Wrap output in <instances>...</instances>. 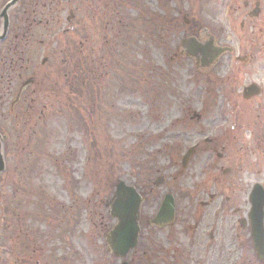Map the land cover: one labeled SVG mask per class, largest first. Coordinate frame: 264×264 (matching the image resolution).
Here are the masks:
<instances>
[{
    "label": "rangeland",
    "instance_id": "374dc122",
    "mask_svg": "<svg viewBox=\"0 0 264 264\" xmlns=\"http://www.w3.org/2000/svg\"><path fill=\"white\" fill-rule=\"evenodd\" d=\"M8 1L0 0V12ZM9 14V34L0 41V264H121L109 243L120 180L146 199V229L127 259L196 264L201 253L176 248L187 250L197 202L209 200L206 191L245 201L257 179L245 160L256 157L248 144L260 138L249 134L233 139L219 162L197 153L184 178L172 179L187 148L214 135L211 119L221 106V96L210 100L207 92L218 59L194 75L191 55H180L182 40L214 36L224 46V4L19 0ZM194 113L201 119L191 122ZM172 140L182 142L178 151L166 150ZM223 168L237 171L224 175ZM212 176L215 183H193ZM167 192L176 197V219L165 229L149 227Z\"/></svg>",
    "mask_w": 264,
    "mask_h": 264
},
{
    "label": "flooded vegetation",
    "instance_id": "af4514ba",
    "mask_svg": "<svg viewBox=\"0 0 264 264\" xmlns=\"http://www.w3.org/2000/svg\"><path fill=\"white\" fill-rule=\"evenodd\" d=\"M220 2L224 4L225 8L226 42L224 54L219 56L216 63L224 59L225 64L218 66L215 63L214 68L216 69L214 71L216 72L214 75L216 82L210 81L207 91L211 97L214 95L213 98L210 97V100H216L217 97L221 96V106L218 114L211 119V121L213 120L211 130L214 135L210 138L206 137L201 143L187 148L185 154L181 156L183 170L172 179L174 182H178L184 178L181 177L182 174L189 169V165L197 153L202 151L210 153L208 162L211 160L219 162L224 159L226 149H232L233 139L236 141L242 138L243 135L249 134L260 138V140L249 142L248 145L256 146L253 152L257 154H255L256 157L253 160H245V163L253 167V175L257 176L253 186L261 184L264 187V0H220ZM187 25H191L190 20H187ZM190 38H195L196 42L200 41L199 43L207 41L189 36L182 40V46L183 41ZM208 40H211L214 46L219 45L216 43L214 36H209ZM183 49L180 55L186 56L187 51ZM196 54V57L188 56L189 60L194 63L193 71L196 72L194 75H197L198 72H209L211 66H201L202 52L198 51ZM210 54L215 55L213 52H210ZM218 85L224 86L220 95L217 94L216 90ZM205 100L207 102V98ZM200 119L201 115L197 113L190 117L191 122ZM191 124L194 123H190L188 126L190 127ZM224 138H226V147ZM177 142L182 143L180 140ZM178 143L174 144L172 140L171 143L167 142L165 148L167 151H178V147H182V144ZM173 160L177 162L178 158L173 157ZM207 170L208 167L203 174ZM234 171H237V168H223L222 170L224 175L232 174ZM224 177L226 178V176ZM219 180L223 181L222 178H219ZM160 181L166 183V177H161ZM216 181L213 176L199 177L193 183L208 184ZM156 184L158 185L159 182H156ZM253 186L245 201L231 195L222 196L218 193H208L206 191L205 194L209 197V200L203 199L197 202V209L192 217L194 228H189L192 231L189 235V242H187V250L176 248V252L191 257L194 254L201 253L196 264H219L221 259L228 261L224 263L220 261V264H264V235L256 242L253 234V229L256 228L258 223L257 217L253 214L254 204L250 195ZM151 189V191H154L153 188ZM142 196L144 195L142 194ZM218 199V204H216ZM145 200L144 196L143 203ZM156 214L149 219V227L165 229L171 226L167 224L155 225L153 220ZM176 217L177 204L174 220ZM139 224L137 243L129 253L140 246L142 233L146 229L142 228L141 213ZM262 228H264V216ZM116 229L111 228L109 230V237L111 232ZM170 229L172 230L170 239L174 242L171 237H173L175 228ZM228 232L229 235L227 236ZM222 245L227 246L228 253L226 255L223 254L224 247ZM178 247L183 248L180 242ZM240 251L241 253L238 254ZM250 253L252 256H250ZM115 255L117 254L115 253ZM233 256L237 257L234 258ZM117 257L122 261L121 256L117 255ZM192 262L194 261L192 260Z\"/></svg>",
    "mask_w": 264,
    "mask_h": 264
},
{
    "label": "water",
    "instance_id": "95a60500",
    "mask_svg": "<svg viewBox=\"0 0 264 264\" xmlns=\"http://www.w3.org/2000/svg\"><path fill=\"white\" fill-rule=\"evenodd\" d=\"M18 0L10 1L3 9L2 15L4 16L3 33L0 34V40L7 36L9 29V16L8 10ZM184 46L190 53L197 55L198 51L203 54V65H209L207 56H211L212 60L224 51L223 48L215 47L210 40L206 44L196 42L195 38H190L184 41ZM187 45V46H186ZM208 51H214L215 55H211ZM1 140V135H0ZM4 163L0 158V171L3 169ZM252 196L255 201L254 215L257 217L256 228L253 229L255 241H259L261 236L264 235L263 216H264V188L261 185H256ZM253 200V198H252ZM253 201V202H254ZM142 202L141 196L137 193L136 189L132 186H127L124 181L118 184L117 194L111 202V214L113 217L118 218L119 223L116 225V230L113 231L111 238V247L114 251L121 256H125L127 252L133 248L137 240V230L139 228L140 218V205ZM174 199L168 195L158 216L155 218V223H167L171 221L174 215ZM136 228V229H134ZM123 264H128L124 262Z\"/></svg>",
    "mask_w": 264,
    "mask_h": 264
}]
</instances>
